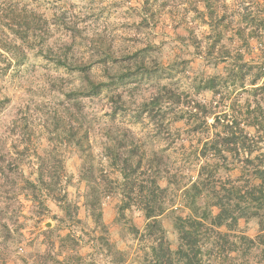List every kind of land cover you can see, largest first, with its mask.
Segmentation results:
<instances>
[{"label":"rangeland","instance_id":"374dc122","mask_svg":"<svg viewBox=\"0 0 264 264\" xmlns=\"http://www.w3.org/2000/svg\"><path fill=\"white\" fill-rule=\"evenodd\" d=\"M261 18L264 0H0V156L12 154L24 174L33 179L38 155H44L49 142L50 152L44 156L52 163L51 172L59 175L57 183H51L52 195L36 191V198L19 191L20 182L13 173L16 186L10 181L0 185V217L10 230L6 236V230L0 227V264H147L152 243L143 235L142 212L120 211V194L116 192L100 200L106 231L101 233L96 225L86 205L88 189L81 173L102 171L119 179L103 151L104 126L111 125L112 103L105 92L81 97L79 111L71 114L64 90H69L77 79L43 57L41 48L49 46L55 53L64 50L65 42H73L74 54L86 56L89 45L98 41L110 44L119 54L145 50L149 53L148 65L155 60L165 66V75L169 74L165 79L131 82L129 92L124 93L129 106L125 105L112 119L119 126L131 128L147 145L152 143L168 154L182 182H187L195 175V153L204 134L189 128L190 133L182 132L181 137L169 142L149 139V124L132 121L127 114L150 95L158 82L168 83L182 96L175 110L185 108L189 100L211 102V111L216 114H232V105L237 112L238 108L244 110L248 102L253 107L261 95L255 97L229 80L215 94L197 90L202 86L199 78L203 74H224L229 66L256 64L264 59V36L249 38L245 43L235 35L239 30L244 36L257 29L260 32L264 29ZM220 28L224 35L215 41L214 30ZM70 35L74 36L71 41ZM213 57L216 68L207 59ZM71 125L79 129L77 136L89 127L90 156H82L68 141ZM259 130L261 138L256 140L264 146V130ZM170 196L174 207L183 208L181 191L173 185ZM162 226L174 249L177 240L171 220L164 217ZM244 231L254 237V222H248ZM228 240L235 238L231 235ZM205 243L203 264H264L262 245L244 253L240 248L229 249L230 243L213 235Z\"/></svg>","mask_w":264,"mask_h":264},{"label":"trees","instance_id":"16d2710c","mask_svg":"<svg viewBox=\"0 0 264 264\" xmlns=\"http://www.w3.org/2000/svg\"><path fill=\"white\" fill-rule=\"evenodd\" d=\"M259 22L264 23V18ZM214 31V40L220 41L223 30ZM257 31L244 36L239 30L235 35L247 43L249 38L261 39L264 36V29ZM73 38L70 35V41ZM66 43L64 50L59 52L54 53L49 46H46V50L41 48L39 52L77 79V83L72 84L69 90H64L67 109L75 114L74 111H79L81 97L92 98L103 92L112 103L109 113L111 125L104 126L103 151L112 172H116L119 179L111 178L102 171L99 174L81 173L88 189L86 205L101 233L106 228L101 220L100 200L116 192L120 194V211L135 209L143 214V235L152 240L148 246L147 264H203V246L212 235L230 243L229 249L233 251L240 248L246 253L258 245L264 247V146H260L256 140L261 138L259 129L264 130V104L260 102L261 99L264 101V59L256 64L242 62L236 64L235 68L227 67L224 74L214 72L199 78L202 86L197 92L209 90L212 94L218 93L219 86L229 80L255 97L258 93L261 98H256L253 107L248 102L244 110L238 108L237 112L232 105V114H216L211 111V102L189 100L185 108L175 110L182 102V96L168 83L158 82L150 95L142 98L135 110L127 114L132 121L149 124V139L169 142L174 137H181L182 132L190 133V130L204 134L199 138L200 146L195 153V175L189 176L187 182H182L181 173L168 161V154L154 148L152 143L147 145L146 140L136 135L131 128L119 126L112 119L125 109V105L129 106L124 98V93L129 92L128 85L134 81L141 82L142 79L159 81L167 78L169 74L165 75L168 71L165 66L155 60L148 65L146 56L149 53L145 50L135 49L119 54V50L113 49L110 44L97 41V44L93 42L89 45L86 56H81L74 54L73 42ZM147 45L150 50L154 49L151 44ZM207 59L214 68L217 67L215 57ZM98 71L101 73L98 74ZM209 118L212 119L210 123ZM78 130L71 125L67 139L77 146L82 156L88 157L91 153L89 127H85L83 134L77 136ZM49 145L47 142L44 155L50 152ZM44 155H38L35 177L30 179L21 170L17 158L12 154H2L0 185L10 181L16 186V178L11 176L14 174L20 182L19 191L24 192L25 196L31 193L36 198V191L41 193L42 190L52 195L51 183H57L59 175L51 172L52 163ZM171 185L181 191L183 208L174 207V200L170 196ZM184 208L185 213L182 210ZM64 209L67 210V206ZM164 217L171 220L176 234L177 245L174 249L170 247L162 226ZM240 221H243V226H240ZM250 221L256 226L254 237L244 231ZM0 227L6 230V236L10 235L1 217ZM231 235L235 240L229 242ZM103 241L110 251L109 242L106 239Z\"/></svg>","mask_w":264,"mask_h":264}]
</instances>
